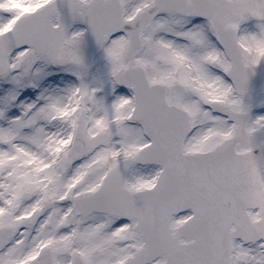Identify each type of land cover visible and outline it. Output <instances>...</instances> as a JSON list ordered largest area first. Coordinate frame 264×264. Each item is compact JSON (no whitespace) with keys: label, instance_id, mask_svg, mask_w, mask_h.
<instances>
[{"label":"snow or ice","instance_id":"obj_1","mask_svg":"<svg viewBox=\"0 0 264 264\" xmlns=\"http://www.w3.org/2000/svg\"><path fill=\"white\" fill-rule=\"evenodd\" d=\"M0 264H264V0H0Z\"/></svg>","mask_w":264,"mask_h":264}]
</instances>
